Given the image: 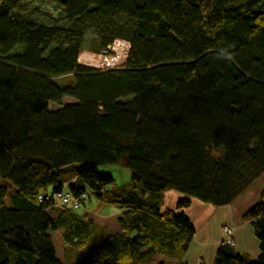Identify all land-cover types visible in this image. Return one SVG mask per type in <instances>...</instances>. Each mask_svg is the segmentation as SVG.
Returning a JSON list of instances; mask_svg holds the SVG:
<instances>
[{
	"label": "trees",
	"instance_id": "1",
	"mask_svg": "<svg viewBox=\"0 0 264 264\" xmlns=\"http://www.w3.org/2000/svg\"><path fill=\"white\" fill-rule=\"evenodd\" d=\"M0 2V264H189L183 210L234 204L264 175V0H69V27ZM116 40L131 45L125 65L79 64ZM120 162L129 185L108 189L99 167ZM74 164L70 190L122 211L93 246L88 217L53 197ZM168 191L182 195L174 209ZM245 218L257 259L223 241L212 264H264V190Z\"/></svg>",
	"mask_w": 264,
	"mask_h": 264
},
{
	"label": "rangeland",
	"instance_id": "2",
	"mask_svg": "<svg viewBox=\"0 0 264 264\" xmlns=\"http://www.w3.org/2000/svg\"><path fill=\"white\" fill-rule=\"evenodd\" d=\"M17 2L22 16L29 20L47 25H58L65 27L70 26V24L67 22L66 15L63 13L60 7L61 3L58 0H17ZM83 57L84 59H81ZM80 60L90 61L91 59L85 53L80 57ZM123 62H121L122 64H113L112 66H123L125 65L123 64ZM101 64L105 65V63L96 61V66H99V68L101 67ZM103 68L107 69V67L102 66V69ZM67 83V80L61 82L62 85H65ZM80 168L81 164H74L68 166L62 171L61 178L63 180L64 191L70 190V186L75 183L77 173ZM98 171L102 174H109L114 179V183L107 186L108 189L129 185L130 170L123 162L100 166ZM51 189L52 187L49 188V191H51ZM263 190L264 175L247 189V191L239 199V202L235 203V205L231 204L218 207L220 209H217V211L212 214L209 219L200 228H198V230H196L195 236L197 234L198 239H196L194 236V241H199V243H213L219 241V239L224 240L225 236L221 231L222 226L230 221V215L232 214L233 207L239 206L240 208H252L258 202H260ZM88 191L92 193V191ZM13 193V190L9 191L7 202H10V198ZM98 205H100L101 207L99 208ZM161 206L168 207V200L166 195L163 196ZM56 209L59 208L57 207ZM220 210H222V213H220ZM75 211L80 215H85L86 211H91L89 212V214L91 213L89 216L86 215L91 221L93 228V233L90 237V246L96 245V243L100 241L106 233L114 231L116 232L117 230H119L117 219L120 216L121 209L114 206L100 204L97 197L93 193L91 194L90 199L85 202L84 206L76 209ZM62 234L63 231L60 230L54 232L52 236L59 258H61L63 261L69 262L71 261V259L67 257V246L65 245ZM244 237L245 246L250 251V253H254L256 251L260 252L259 243L255 237H253V239H250L248 234ZM191 253H193V251H191ZM183 257L184 256H182V261H185ZM257 257L258 256H251V258L253 259H257ZM173 262L175 261H172L171 259L163 257L161 255H156L152 258L151 261L145 264H173Z\"/></svg>",
	"mask_w": 264,
	"mask_h": 264
},
{
	"label": "crops",
	"instance_id": "3",
	"mask_svg": "<svg viewBox=\"0 0 264 264\" xmlns=\"http://www.w3.org/2000/svg\"><path fill=\"white\" fill-rule=\"evenodd\" d=\"M53 108H57V106L53 105ZM164 195H166L168 200V207H162L163 209H174L176 207L177 201L182 198V195L180 193L174 192V191H168ZM239 202V199L235 202ZM9 203V202H7ZM100 203V202H99ZM232 204V205H235ZM102 204V203H100ZM9 205V204H8ZM99 208L101 207L98 205ZM217 209H220L218 207H214L213 205L204 204L198 200H193L191 207L184 209L183 211L186 213V215L189 217L195 231L198 230L208 219L209 217L214 214ZM249 210L248 207L240 208L239 206H234L232 209V214L230 215V221L222 226V233L223 228L225 226H230L235 228L234 232V241L235 246L234 251L241 255H248V256H258L259 252L256 251L254 253H250V251L246 248L244 239L245 235L248 234L250 239L253 237L256 238L254 230L251 226L250 220L245 218L246 212ZM222 210H220V213ZM89 212L86 211L85 216H89ZM122 213V211H121ZM120 213V214H121ZM116 232H120V229ZM196 239H198V236L196 234ZM225 241L219 239V241L213 242V243H205L199 241H193L191 242L187 252L184 254L183 259L185 262L189 264H212L215 253L221 242ZM193 251V253H191ZM186 258V259H185Z\"/></svg>",
	"mask_w": 264,
	"mask_h": 264
},
{
	"label": "built area",
	"instance_id": "4",
	"mask_svg": "<svg viewBox=\"0 0 264 264\" xmlns=\"http://www.w3.org/2000/svg\"><path fill=\"white\" fill-rule=\"evenodd\" d=\"M131 45L129 42L125 40H116L113 44L107 46L105 49L101 51L100 54H93L90 52H84L80 55H84L85 53L90 57V61H81L79 57V64L87 67H93L95 69L106 70L102 69V66L107 67V69H112L121 67L120 66H112L113 64H123L126 63L129 53H130ZM125 57V59H124ZM96 61L105 63V65L101 64V67L96 66ZM98 192L103 193V189L98 188ZM91 192L83 191L78 192L77 190H68V191H61L59 193H56L53 197L57 203V206L61 209H68V210H76L80 207H83L85 202L90 199ZM51 197L50 199H53ZM234 232L235 228L230 226H225L223 228V234L225 236V241L230 246H235L234 241Z\"/></svg>",
	"mask_w": 264,
	"mask_h": 264
},
{
	"label": "water",
	"instance_id": "5",
	"mask_svg": "<svg viewBox=\"0 0 264 264\" xmlns=\"http://www.w3.org/2000/svg\"><path fill=\"white\" fill-rule=\"evenodd\" d=\"M61 4H66L69 0H58Z\"/></svg>",
	"mask_w": 264,
	"mask_h": 264
},
{
	"label": "bare ground",
	"instance_id": "6",
	"mask_svg": "<svg viewBox=\"0 0 264 264\" xmlns=\"http://www.w3.org/2000/svg\"><path fill=\"white\" fill-rule=\"evenodd\" d=\"M83 56V55H82ZM81 59H84V57L83 58H81Z\"/></svg>",
	"mask_w": 264,
	"mask_h": 264
}]
</instances>
